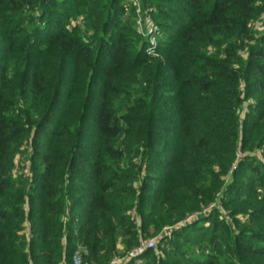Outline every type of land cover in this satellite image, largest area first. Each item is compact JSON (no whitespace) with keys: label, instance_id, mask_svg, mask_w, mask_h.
Segmentation results:
<instances>
[{"label":"trees","instance_id":"1","mask_svg":"<svg viewBox=\"0 0 264 264\" xmlns=\"http://www.w3.org/2000/svg\"><path fill=\"white\" fill-rule=\"evenodd\" d=\"M77 251L264 264V0H0V264Z\"/></svg>","mask_w":264,"mask_h":264},{"label":"built area","instance_id":"2","mask_svg":"<svg viewBox=\"0 0 264 264\" xmlns=\"http://www.w3.org/2000/svg\"><path fill=\"white\" fill-rule=\"evenodd\" d=\"M147 29H148L147 35L152 37L151 38L152 40H150L151 44H152V47L149 48V50H153L155 48V39L153 38L152 35L157 32V29L152 24L148 25ZM155 245H156V241L154 239L143 241L129 255H130V257H135V256L141 254L146 249L155 248ZM120 261L121 260L116 259L112 264H118ZM72 264H81V257H80V252L79 251L75 252V254L73 255Z\"/></svg>","mask_w":264,"mask_h":264},{"label":"rangeland","instance_id":"3","mask_svg":"<svg viewBox=\"0 0 264 264\" xmlns=\"http://www.w3.org/2000/svg\"><path fill=\"white\" fill-rule=\"evenodd\" d=\"M150 40H152V39H150ZM20 171L22 172V169H20ZM151 239H154V238H152V237L151 238H148V240H151ZM155 248H156V245H155Z\"/></svg>","mask_w":264,"mask_h":264}]
</instances>
